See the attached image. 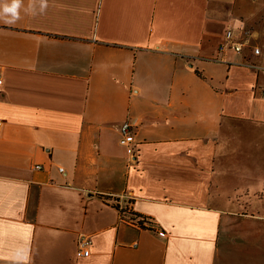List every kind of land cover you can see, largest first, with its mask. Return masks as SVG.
Here are the masks:
<instances>
[{
	"label": "crops",
	"instance_id": "crops-1",
	"mask_svg": "<svg viewBox=\"0 0 264 264\" xmlns=\"http://www.w3.org/2000/svg\"><path fill=\"white\" fill-rule=\"evenodd\" d=\"M0 119V264H264V0H24Z\"/></svg>",
	"mask_w": 264,
	"mask_h": 264
},
{
	"label": "built area",
	"instance_id": "built-area-1",
	"mask_svg": "<svg viewBox=\"0 0 264 264\" xmlns=\"http://www.w3.org/2000/svg\"><path fill=\"white\" fill-rule=\"evenodd\" d=\"M252 36V32L250 30H242L235 27H231L227 30L225 34V38L223 42L220 45V50L226 51V50H233L237 53L242 52L248 45H250V37ZM254 52L256 54L261 53V49L259 47H254ZM2 120L0 119V126H1ZM134 126L133 122L126 121L122 125L121 133L122 137L120 139V142L122 144H129L134 140V135L132 133V127ZM41 165H36V168H41ZM61 171H64V168H59ZM121 218H125L128 223L134 226H139L140 222L142 221V218L139 216L134 215L133 213H128L127 208L121 209ZM81 243L84 247L83 254L89 255L90 253V243L91 238L89 236H82L81 237Z\"/></svg>",
	"mask_w": 264,
	"mask_h": 264
},
{
	"label": "clouds",
	"instance_id": "clouds-1",
	"mask_svg": "<svg viewBox=\"0 0 264 264\" xmlns=\"http://www.w3.org/2000/svg\"><path fill=\"white\" fill-rule=\"evenodd\" d=\"M36 0H28L29 6ZM41 10L48 6V0H39ZM24 11V0H0V21L6 24H14L21 18V12ZM26 261V259H25Z\"/></svg>",
	"mask_w": 264,
	"mask_h": 264
},
{
	"label": "rangeland",
	"instance_id": "rangeland-1",
	"mask_svg": "<svg viewBox=\"0 0 264 264\" xmlns=\"http://www.w3.org/2000/svg\"><path fill=\"white\" fill-rule=\"evenodd\" d=\"M243 30H250L253 33V30L250 27H245Z\"/></svg>",
	"mask_w": 264,
	"mask_h": 264
}]
</instances>
